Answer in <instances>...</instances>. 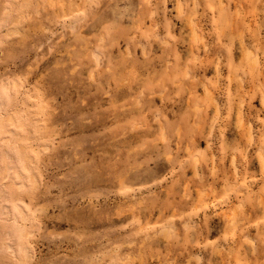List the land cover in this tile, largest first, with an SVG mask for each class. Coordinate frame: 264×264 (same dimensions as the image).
Here are the masks:
<instances>
[{
	"label": "rangeland",
	"instance_id": "374dc122",
	"mask_svg": "<svg viewBox=\"0 0 264 264\" xmlns=\"http://www.w3.org/2000/svg\"><path fill=\"white\" fill-rule=\"evenodd\" d=\"M21 97L8 264H264V0H0Z\"/></svg>",
	"mask_w": 264,
	"mask_h": 264
},
{
	"label": "bare ground",
	"instance_id": "6f19581e",
	"mask_svg": "<svg viewBox=\"0 0 264 264\" xmlns=\"http://www.w3.org/2000/svg\"><path fill=\"white\" fill-rule=\"evenodd\" d=\"M24 1L25 0H22V2ZM254 58L255 57H253V54L251 55L250 51L249 53L247 52V60L250 63L251 60L252 63L254 64L257 63V59ZM9 89L8 87H4L3 90H1L2 94L6 96L7 105L12 104L11 103L13 102L12 99L15 100V98H11L12 95ZM12 92L14 93V91ZM25 100L26 99L22 100L23 103ZM15 103H17V100L15 101ZM23 103L22 105L25 104ZM14 104H12V106ZM25 106L27 107L28 112L31 111L28 108L29 106H27L26 104ZM16 107L14 106L13 108ZM5 110L6 108L4 106V102L0 100V139L3 140L4 138L7 139L6 140L7 145H5V142L4 145L0 143L2 145L0 147V161H1L0 162V167H1L0 168L1 169L0 171V264H8V260L10 259V257L16 255L15 250L17 248H15V246L10 241L13 237L15 236L18 237L21 235L20 231H17V229H15V224H14L15 220L13 221V218L15 219V217L12 216V211L9 208L11 204L6 203V198L10 199L7 202H11L13 204V202H15L14 197L17 198L20 197L22 195L21 190L27 187L28 184L31 185V188H36V184L37 183L39 184L40 182V180L38 181L40 174L37 171V168L35 167L34 164L35 160L31 155L32 148L28 144V141L31 136V132L33 130V123L31 121H35V118H33L32 115V111L30 113L28 112L26 113L27 110L25 109L26 111L25 110L22 111L20 107L21 112L18 109L16 114H14L15 112H13V114L15 115L13 116L10 113L4 112ZM13 111H15V109ZM16 124L18 125L17 127H19V128L16 127L18 131L14 127L16 126ZM13 128H15L16 131ZM262 159L263 157L261 158V160ZM262 162L264 161L262 160ZM6 188L8 189L7 191ZM10 191L12 192V197H9V195H7V192ZM21 213L22 211L20 210V214ZM11 220L13 221V223H11ZM10 226L11 228H14V231L16 233L8 229V227ZM18 244L19 242H17V245ZM21 255L24 259H29L31 257L30 250L24 247L21 251Z\"/></svg>",
	"mask_w": 264,
	"mask_h": 264
}]
</instances>
